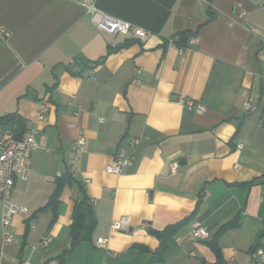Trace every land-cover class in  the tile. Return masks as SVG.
I'll use <instances>...</instances> for the list:
<instances>
[{
	"label": "crops",
	"instance_id": "1",
	"mask_svg": "<svg viewBox=\"0 0 264 264\" xmlns=\"http://www.w3.org/2000/svg\"><path fill=\"white\" fill-rule=\"evenodd\" d=\"M96 5L154 34L139 42L100 31L81 0H0V119L21 118L43 142L29 177L15 179L12 201L28 213L13 217L11 241L0 200V264H251L264 248V0ZM182 96L206 111L188 110ZM80 134L87 151L72 169ZM135 139L133 164L108 171ZM83 196L96 224L71 250ZM122 216L129 229L111 231ZM194 220L209 238L191 237ZM226 224L218 256L209 241ZM169 227L163 244L153 232Z\"/></svg>",
	"mask_w": 264,
	"mask_h": 264
},
{
	"label": "built area",
	"instance_id": "2",
	"mask_svg": "<svg viewBox=\"0 0 264 264\" xmlns=\"http://www.w3.org/2000/svg\"><path fill=\"white\" fill-rule=\"evenodd\" d=\"M97 0H81V4L84 6L87 14H89L92 22L100 30L107 32L111 35H123L130 40L143 42L151 37L154 33L142 26L136 25L126 19L118 18L107 12L101 10L96 5ZM5 35H9V32L4 31ZM197 38L192 39V43H197ZM264 87V82H263ZM180 102L188 109L195 113H204L206 106L197 99L182 96ZM244 107L247 112L254 111L256 109L255 103L251 100L244 101ZM47 105H42L40 109V117L48 111ZM139 143V139L132 140L130 146L131 152H126L120 149L117 152L115 162L107 166V170L121 174L124 169L133 164L135 160V148ZM43 147V142L37 139V130L31 128L27 130L21 138L15 136L12 131H5L0 135V200L2 204V217L1 225L3 237L7 241H11L14 238L12 231V219L18 214H27L28 208L24 205H16L12 201V193L17 177L27 179L31 173V154L33 150ZM87 151V141L83 134H80L75 140L71 153L68 157V163L72 169L79 157V154ZM179 168L177 162L170 164L171 173H176ZM130 222L128 216H122L119 219H115L110 224L111 231H124L128 230ZM191 237L207 239L210 236V232L206 230L200 220H194L192 222ZM108 238L101 237L97 240V246L106 247ZM50 241L49 236H45L41 240V244L46 246ZM21 264H28L27 261L21 262ZM251 264H264V248L257 247L253 252V259Z\"/></svg>",
	"mask_w": 264,
	"mask_h": 264
},
{
	"label": "trees",
	"instance_id": "3",
	"mask_svg": "<svg viewBox=\"0 0 264 264\" xmlns=\"http://www.w3.org/2000/svg\"><path fill=\"white\" fill-rule=\"evenodd\" d=\"M182 39H184V35L182 34ZM0 122L3 124L4 132L5 131H12L16 137L21 138L26 129H25V122L21 118L17 116H11L10 118L7 119H0ZM60 183H59V189L58 191L54 194L52 204H54V201L57 200V197L59 195L60 189L62 185L67 182V181H72V176L71 174L67 173L64 174L60 178ZM33 221V218H28L27 219V225L30 227L31 222ZM96 224V218L94 215V210L92 207V204L90 200L86 196H83L81 200H79L74 209V214H73V221L71 224V236H72V247L71 250H73L81 241L84 239H88L90 237V234ZM229 224L224 225L221 230L215 235V237L209 241V244L211 248L215 251V253L220 256V249L218 246V238L222 231L227 229ZM173 231V227H169L166 230L162 232H153L155 233L160 239L161 242L164 244V241L166 238L171 234ZM69 250V252L71 251ZM160 250H158L155 253H158ZM154 258L152 259V261Z\"/></svg>",
	"mask_w": 264,
	"mask_h": 264
}]
</instances>
